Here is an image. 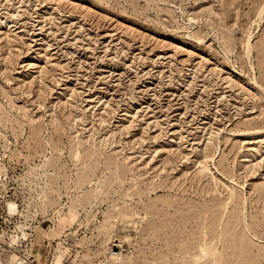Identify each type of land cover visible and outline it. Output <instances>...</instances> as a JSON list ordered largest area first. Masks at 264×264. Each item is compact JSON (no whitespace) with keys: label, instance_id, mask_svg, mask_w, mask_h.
Wrapping results in <instances>:
<instances>
[{"label":"rangeland","instance_id":"rangeland-1","mask_svg":"<svg viewBox=\"0 0 264 264\" xmlns=\"http://www.w3.org/2000/svg\"><path fill=\"white\" fill-rule=\"evenodd\" d=\"M0 185V264H264V0H0Z\"/></svg>","mask_w":264,"mask_h":264},{"label":"built area","instance_id":"built-area-1","mask_svg":"<svg viewBox=\"0 0 264 264\" xmlns=\"http://www.w3.org/2000/svg\"><path fill=\"white\" fill-rule=\"evenodd\" d=\"M9 213L8 206L4 195V190L2 185H0V249L3 250L5 248V244L2 242L1 238L4 236L5 227L7 225V221H9ZM2 245H4L2 247ZM119 250H113V253L116 255L123 256V248L120 246Z\"/></svg>","mask_w":264,"mask_h":264},{"label":"bare ground","instance_id":"bare-ground-1","mask_svg":"<svg viewBox=\"0 0 264 264\" xmlns=\"http://www.w3.org/2000/svg\"><path fill=\"white\" fill-rule=\"evenodd\" d=\"M7 206H8V211H9V213H15V211H16V208H17V206H16V204L15 203H12V202H9L8 204H7ZM254 237V236H253ZM241 242L243 243V244H247L245 241H243V239L241 240ZM5 244V243H4ZM4 245H2V247H3ZM249 248V247H248ZM5 248H3V250H4ZM220 250V247L218 246L217 248H215V250H214V252L216 253V252H218ZM203 251V250H202ZM5 251H3V253H4ZM3 253H2V255H3ZM212 253V252H211ZM9 262V261H8ZM8 264V263H7Z\"/></svg>","mask_w":264,"mask_h":264}]
</instances>
